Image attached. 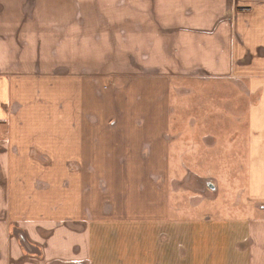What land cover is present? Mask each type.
I'll list each match as a JSON object with an SVG mask.
<instances>
[{
	"label": "crops",
	"instance_id": "crops-1",
	"mask_svg": "<svg viewBox=\"0 0 264 264\" xmlns=\"http://www.w3.org/2000/svg\"><path fill=\"white\" fill-rule=\"evenodd\" d=\"M0 264H264V0H0Z\"/></svg>",
	"mask_w": 264,
	"mask_h": 264
},
{
	"label": "rangeland",
	"instance_id": "rangeland-1",
	"mask_svg": "<svg viewBox=\"0 0 264 264\" xmlns=\"http://www.w3.org/2000/svg\"><path fill=\"white\" fill-rule=\"evenodd\" d=\"M189 88H192V86H189ZM217 89H218V91L220 90L219 93L216 91ZM217 89L214 87L215 94H216L215 101H213L211 96L208 95V93H210V91L208 89L204 90L201 97H198L199 99L198 98L196 99V96H195L196 92L194 91V93H193V90H191L190 94L187 95L188 97L183 101L184 105H182V107L186 110V112H188L187 115L184 113L183 124L187 125V124L191 123V119L189 120V118L191 116L190 114H192V113H193V115H196V116L199 114V116H197L198 117L197 120H199V122L201 124H208L215 117L217 120L216 124H220V126L215 125L216 132H217L216 135L219 138L222 137V140H223L224 135L222 134L223 132H221V130H224L225 125L229 124V122H227V121L225 122L226 116H225V113L223 111L224 97L222 94L225 92L224 88L222 86H218ZM181 104H182V102H181ZM178 105H179V103L177 101H175V98L172 99V102H171V107H172V115H171L172 125L171 126H172V130L171 131H172L173 137H175V133H176V129H177V123H178L180 117H182L180 109L178 108ZM209 109L211 110L210 113H209ZM203 110L205 111L204 114L201 113V111H203ZM211 113L214 116L210 117ZM186 116H188L189 118H186ZM228 121H229V119H228ZM232 125H234V124H232ZM235 125H239V124L236 123ZM218 132H220V133H218ZM193 135H194V137L197 138L198 132H196L195 134L188 133V134H185L184 136L187 139H189L190 141H193L192 140ZM226 136L229 137V134H226ZM217 137L215 136L217 145L214 148L215 153H216L215 154L216 161H217V163H223V162L227 161V159H226V156L223 155L224 149L221 146L220 141L218 140ZM211 152H213V150H211ZM206 167L207 166H205V168ZM202 168H203V166H202ZM211 169L214 170V172H216L217 175L218 174L222 175V173H223L225 176V172H223V166L222 165L216 164V166H214V168H211ZM236 169L237 168L235 167L234 170L236 171ZM207 170H208V167H207ZM202 171H204V169H202ZM216 180H219V179H216ZM220 182H219L220 188H222L223 182L221 180H220ZM211 183H213V181H211Z\"/></svg>",
	"mask_w": 264,
	"mask_h": 264
}]
</instances>
